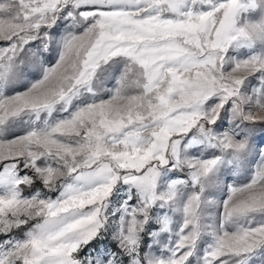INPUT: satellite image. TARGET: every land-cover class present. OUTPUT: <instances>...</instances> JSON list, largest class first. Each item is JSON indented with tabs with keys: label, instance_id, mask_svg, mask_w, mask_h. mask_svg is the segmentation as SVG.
Listing matches in <instances>:
<instances>
[{
	"label": "snow or ice",
	"instance_id": "obj_1",
	"mask_svg": "<svg viewBox=\"0 0 264 264\" xmlns=\"http://www.w3.org/2000/svg\"><path fill=\"white\" fill-rule=\"evenodd\" d=\"M0 264H264V0H0Z\"/></svg>",
	"mask_w": 264,
	"mask_h": 264
}]
</instances>
